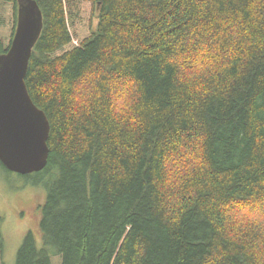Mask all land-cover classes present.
<instances>
[{"label": "trees", "instance_id": "obj_1", "mask_svg": "<svg viewBox=\"0 0 264 264\" xmlns=\"http://www.w3.org/2000/svg\"><path fill=\"white\" fill-rule=\"evenodd\" d=\"M36 1L50 157L16 264H264V0ZM17 24L0 0V55Z\"/></svg>", "mask_w": 264, "mask_h": 264}, {"label": "water", "instance_id": "obj_2", "mask_svg": "<svg viewBox=\"0 0 264 264\" xmlns=\"http://www.w3.org/2000/svg\"><path fill=\"white\" fill-rule=\"evenodd\" d=\"M44 17L36 0H18V24L8 52L0 55V162L21 176L48 165L51 125L35 105L26 77Z\"/></svg>", "mask_w": 264, "mask_h": 264}, {"label": "rangeland", "instance_id": "obj_3", "mask_svg": "<svg viewBox=\"0 0 264 264\" xmlns=\"http://www.w3.org/2000/svg\"><path fill=\"white\" fill-rule=\"evenodd\" d=\"M45 199L43 187L28 185L25 179L8 173L0 165V232L4 241L5 264H16L18 251L30 231L41 248L39 225ZM242 215L249 217L257 214L244 212ZM258 216L261 217L260 214Z\"/></svg>", "mask_w": 264, "mask_h": 264}, {"label": "bare ground", "instance_id": "obj_4", "mask_svg": "<svg viewBox=\"0 0 264 264\" xmlns=\"http://www.w3.org/2000/svg\"><path fill=\"white\" fill-rule=\"evenodd\" d=\"M247 215V214H246Z\"/></svg>", "mask_w": 264, "mask_h": 264}]
</instances>
